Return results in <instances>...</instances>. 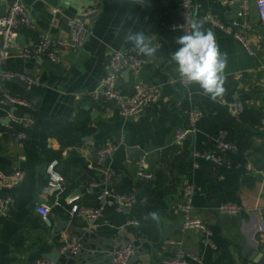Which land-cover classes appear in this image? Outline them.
<instances>
[{
  "label": "crops",
  "instance_id": "1",
  "mask_svg": "<svg viewBox=\"0 0 264 264\" xmlns=\"http://www.w3.org/2000/svg\"><path fill=\"white\" fill-rule=\"evenodd\" d=\"M12 1L0 0V15L7 13ZM21 1L34 25L23 32L28 45L41 33H49L62 60L26 59L23 49L11 44L3 63L4 71L34 76L39 83L25 88L20 82L7 81L0 90V168L25 173L19 185L0 187L1 195L13 199L8 212L0 211V264H36L39 259L52 261L51 256L62 264H113V252L128 242L137 249L130 264H171L179 252L200 257L191 264H215L222 247L231 252L235 264H255L244 254L249 245L264 255V131L253 128L254 121L264 117V24L255 2L243 19L245 29H240L253 42L255 54H250L233 33L205 19L211 14L230 24L238 18L237 1L194 0L196 20L215 33L220 51L228 56L227 94L213 102L198 85H184L176 72L171 54L179 47L176 38L184 33L160 30L162 22L181 20L183 0L136 4L134 0ZM94 6L98 11L83 17L88 29L83 47H72L68 19ZM129 27L144 31L158 48L155 57L143 55L141 80L159 87L160 93L142 114L125 117L118 104L104 99L101 80L109 72L114 52L135 51L124 43ZM117 28H121L119 35ZM2 46L0 35V50ZM133 84V75L123 73L119 85L127 95L133 93ZM6 91L30 106L12 104L5 99ZM237 98L246 105L240 122L232 109ZM193 109L204 112L197 131L175 143L176 131L186 125ZM26 114L32 119L30 124L15 121ZM70 123L83 128L74 131L63 147L52 132L56 125ZM239 124L250 131L243 149L219 150L218 132L224 129L230 134ZM105 147H114V151L99 164L98 153ZM130 149L135 152L129 163ZM194 151L225 155L229 164L196 159ZM142 157L152 179L137 175ZM55 159L66 180L67 190L62 194L52 186L47 172ZM109 169L122 175L108 182ZM186 181L195 186L194 214L208 224L209 242L204 232L183 229L179 204ZM104 189L135 195L136 202L121 208L110 198L101 201L98 195ZM74 198L76 203L101 208L100 216L95 220L72 218L69 209ZM223 203H237L243 211L222 213L219 206ZM42 204L51 208V225L37 210ZM151 213L158 218L153 219ZM74 236L82 245L76 256L63 250Z\"/></svg>",
  "mask_w": 264,
  "mask_h": 264
},
{
  "label": "built area",
  "instance_id": "2",
  "mask_svg": "<svg viewBox=\"0 0 264 264\" xmlns=\"http://www.w3.org/2000/svg\"><path fill=\"white\" fill-rule=\"evenodd\" d=\"M239 3L240 10L238 18L230 24L222 23L219 19L209 14L205 19L211 21L223 30L233 33L235 37L242 43L244 48L250 53L255 54L253 42L240 29H245L246 24L243 19L248 14L251 2H255L261 22L264 24V0H235ZM98 11V7L85 8L81 11L79 16L70 17L68 19L70 44L74 48H82L87 35L88 29L83 17L94 14ZM55 13L57 10L54 11ZM196 19V5L194 0H183L181 5V20L174 23L162 22L160 30L165 31H184L189 30L188 20ZM34 28L32 17L27 7L21 0H14L8 5V10L5 15H0V35L3 37V46L0 50V90L7 81H17L26 83L29 86L37 85L39 79L19 73L16 71H4L3 63L8 58V49L11 40L18 37L19 34L26 30ZM22 57L26 59H47L53 63H60L62 57L53 48V38L49 33H41L37 40L22 50ZM144 56L137 50L135 51H116L112 54L109 60V72L102 78L101 87L103 88L102 95L104 99L112 101L119 105L120 113L125 116H135L142 114L145 109L156 102L159 98L160 89L157 86L147 85L142 82L141 76L144 70ZM130 68L131 75L134 77L133 93L127 95L119 85V79L126 69ZM188 86L186 82H182ZM5 99L15 105L23 107L30 106V103L11 92H5ZM233 115L236 121L242 120L243 114L246 111L245 102L237 98L232 103ZM204 116V112L200 109H193L189 112L187 122L184 127L179 128L174 135V142L179 143L184 141L188 136L194 134L198 129V124ZM15 121L30 124L32 119L29 115L23 117H15ZM257 131H264V117H262L259 124L255 126ZM228 131L222 129L215 137L217 146L222 152H232L238 150L237 144L228 140ZM114 151V147L102 148L98 153V163L102 164L105 158ZM192 156L196 159L211 161L218 165L229 164L228 160L216 152L209 151H194ZM146 158L142 157L137 162V175L141 178L152 179L153 174L148 172L145 167ZM59 160H53L47 172L50 176L52 186L62 194L67 190L66 180L64 176L58 171ZM122 175V172L115 169H109L107 172V181L110 182L114 177ZM25 178V173L22 170H15L7 172L0 168V187L7 189L19 185ZM181 203L179 210L183 216L184 230H200L205 233L207 242H209L210 228L208 224L200 217L194 214V197L196 193L195 186L186 181L181 187ZM110 198L114 200L121 208H129L136 202L135 195H123L115 193L110 189H104L99 193L98 199L105 200ZM77 198L72 199L69 214L72 218H86L97 219L101 214V208H91L79 203H76ZM12 197L10 195L0 194V211L6 213L12 205ZM57 205H61L60 200L57 199ZM42 215L44 221L51 225L50 213L51 208L42 204L37 208ZM222 213L230 215H238L243 211L241 205L237 203H223L219 206ZM132 224L139 225V221H133ZM82 245L77 236L72 237L64 246V251H69L71 255H78L81 251ZM137 255V249L133 243L128 242L122 246L121 249L113 252V264H130ZM201 259L197 255L185 254L179 252L177 256L172 259L171 264H191V261L199 262ZM36 264H62L52 262L46 259H39Z\"/></svg>",
  "mask_w": 264,
  "mask_h": 264
},
{
  "label": "clouds",
  "instance_id": "3",
  "mask_svg": "<svg viewBox=\"0 0 264 264\" xmlns=\"http://www.w3.org/2000/svg\"><path fill=\"white\" fill-rule=\"evenodd\" d=\"M134 3H143V0H134ZM187 23L189 30L176 38L179 47L171 54L176 72L181 82L198 85L204 96L216 102L227 94V53L220 51L215 33L205 30L202 20L192 19ZM120 31L121 28H117L115 34L119 35ZM123 39L144 56H156L158 48L144 31H133L129 27ZM150 215L153 219L158 218L156 213Z\"/></svg>",
  "mask_w": 264,
  "mask_h": 264
},
{
  "label": "trees",
  "instance_id": "4",
  "mask_svg": "<svg viewBox=\"0 0 264 264\" xmlns=\"http://www.w3.org/2000/svg\"><path fill=\"white\" fill-rule=\"evenodd\" d=\"M245 116V115H244ZM243 116V118H244ZM262 117L254 121L253 128L255 129V126L260 123ZM243 120V119H242ZM83 127H77L76 125L70 123V124H59L56 125L52 135L57 137L63 144V147L67 146L66 139L69 138V136L74 131H82ZM256 130V129H255ZM257 131V130H256ZM250 131L245 130L242 124H239L234 131H231L228 137V140L234 144H237L240 150L243 149L245 146V139L247 137L246 134H249ZM58 156V153L56 154V157ZM215 264H235L231 252L226 248L222 247L220 248L218 258L216 260Z\"/></svg>",
  "mask_w": 264,
  "mask_h": 264
},
{
  "label": "water",
  "instance_id": "5",
  "mask_svg": "<svg viewBox=\"0 0 264 264\" xmlns=\"http://www.w3.org/2000/svg\"><path fill=\"white\" fill-rule=\"evenodd\" d=\"M11 43L15 45L16 47H21L22 49H24L28 44V40H27L26 35L24 33H21L18 35L17 38L12 39ZM124 74L127 77H130V74H131L130 68L126 69L124 71ZM20 85L25 88L28 87L26 83H20ZM130 152L131 154L129 156V163L134 158V155H132V153L135 152V149H130ZM66 252L69 253V251H66ZM244 254H245V258L248 259L249 261L254 262L255 264H264V255L256 251L255 249L251 248L249 245L244 248ZM50 258L53 262H57V258L55 256H51Z\"/></svg>",
  "mask_w": 264,
  "mask_h": 264
}]
</instances>
